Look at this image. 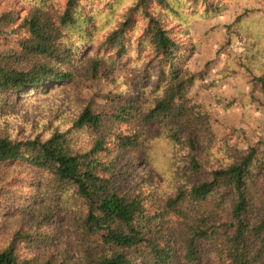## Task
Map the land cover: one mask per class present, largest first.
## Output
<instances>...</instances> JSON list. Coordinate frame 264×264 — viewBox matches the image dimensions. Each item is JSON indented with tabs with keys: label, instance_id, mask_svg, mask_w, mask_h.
<instances>
[{
	"label": "trees",
	"instance_id": "16d2710c",
	"mask_svg": "<svg viewBox=\"0 0 264 264\" xmlns=\"http://www.w3.org/2000/svg\"><path fill=\"white\" fill-rule=\"evenodd\" d=\"M12 1L0 9V129H12L0 131V209L18 204L8 218L22 225L6 224L0 264H264V142L249 145L235 129L219 140L190 98L202 76L189 68L195 46L175 29L232 0H108L106 10L94 0ZM236 1L244 10L230 42L242 32L256 53L232 61L264 94V0ZM130 53L139 61L128 70L149 58L137 95L111 91L69 122L60 109L44 129L27 121L28 90L114 79ZM158 143L170 149L166 160L150 149ZM127 152L159 160L166 187L153 210L124 186ZM28 172L34 181L17 178ZM58 210L72 216L69 246L42 230Z\"/></svg>",
	"mask_w": 264,
	"mask_h": 264
},
{
	"label": "rangeland",
	"instance_id": "374dc122",
	"mask_svg": "<svg viewBox=\"0 0 264 264\" xmlns=\"http://www.w3.org/2000/svg\"><path fill=\"white\" fill-rule=\"evenodd\" d=\"M94 2L98 3L95 9L106 10L104 4L108 3V0H94ZM13 3L12 0H0V9L6 10ZM227 7L219 15L209 18L198 17L190 20L188 27L175 26V29L179 32L186 29L188 35L182 37L178 35V38L189 47L195 46V54L189 62V68L194 73H202L190 93V98L204 108L210 116L213 130L219 140H223L235 129L242 133L247 144L254 145L260 141L264 142V94L253 85L248 74L238 69L239 67L232 59L240 56L251 58L256 53V47L253 46L252 39H245L242 32L236 33V38L232 43L230 42L229 35L233 31L235 34L236 30L233 28L230 32L228 27L243 12L244 6L239 1L232 0ZM111 25H104V29H109ZM138 61L139 58L135 53L128 54L121 61L122 68L114 79L100 81L79 79V84L70 86L66 91L49 89L47 94L42 92L49 87L28 90L20 102L27 108V121L34 123L37 129L38 127L44 129L47 121H52L54 116L57 119L61 114V112L57 113L60 109H64L66 121L69 122L71 116L76 114L82 104L93 103L95 106H103L104 96L111 91L130 97L137 95L139 84L143 83V74L149 66V58L141 62V66L134 71L128 70L127 65L137 64ZM136 78L140 79L138 85ZM72 97L75 102H71ZM15 123L18 124L17 121ZM54 124L58 125L57 120ZM23 126L16 127L19 131L18 136L29 134L30 127ZM0 131L11 133L12 129L5 126ZM150 149L159 158L164 157V160L170 152L164 143L150 146ZM143 159L145 157L142 152H127L119 165V172L123 176L125 188H134L136 192L142 191L148 199L147 207L153 210L155 203L159 200L156 189L163 190L166 187V181L160 172L159 160L154 162L150 161L151 158L148 161ZM36 177L35 173L28 172L17 178L32 182ZM25 191L28 193L29 188H25ZM38 206L40 205L35 207ZM18 207L17 204L16 209ZM16 209L6 207L0 209V245L5 243L6 224L10 229L22 225L19 224L22 221L17 219V215L8 218V213L13 214ZM71 218L68 211L58 210V218L48 223L49 225L44 229L42 227V230L52 239L58 238L62 244L69 246L70 237H75L71 230L73 226ZM30 223L32 222H28V227L31 228L33 225ZM39 229L41 235V227ZM55 239L53 243L57 242ZM38 253L42 254L43 251Z\"/></svg>",
	"mask_w": 264,
	"mask_h": 264
}]
</instances>
